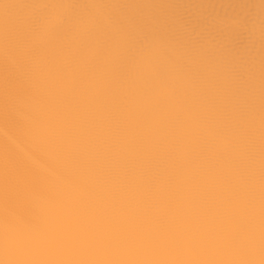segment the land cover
<instances>
[{
	"label": "bare ground",
	"instance_id": "obj_1",
	"mask_svg": "<svg viewBox=\"0 0 264 264\" xmlns=\"http://www.w3.org/2000/svg\"><path fill=\"white\" fill-rule=\"evenodd\" d=\"M262 186L261 0H0V264H261Z\"/></svg>",
	"mask_w": 264,
	"mask_h": 264
},
{
	"label": "snow or ice",
	"instance_id": "obj_2",
	"mask_svg": "<svg viewBox=\"0 0 264 264\" xmlns=\"http://www.w3.org/2000/svg\"><path fill=\"white\" fill-rule=\"evenodd\" d=\"M5 6H7V5H5ZM261 8L264 9V0H261ZM5 41L6 42L8 41L7 29L5 30ZM38 131H40L41 134H44L43 133V125L42 124H38ZM45 139H50V138L45 136ZM262 218H264V186H262ZM261 264H264V260L261 261Z\"/></svg>",
	"mask_w": 264,
	"mask_h": 264
}]
</instances>
